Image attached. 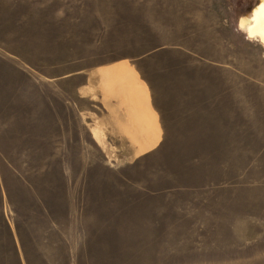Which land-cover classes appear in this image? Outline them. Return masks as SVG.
<instances>
[{"label": "rangeland", "instance_id": "obj_1", "mask_svg": "<svg viewBox=\"0 0 264 264\" xmlns=\"http://www.w3.org/2000/svg\"><path fill=\"white\" fill-rule=\"evenodd\" d=\"M260 2L0 0V264H264Z\"/></svg>", "mask_w": 264, "mask_h": 264}, {"label": "crops", "instance_id": "obj_2", "mask_svg": "<svg viewBox=\"0 0 264 264\" xmlns=\"http://www.w3.org/2000/svg\"><path fill=\"white\" fill-rule=\"evenodd\" d=\"M126 67L128 69V73L135 75L138 72L134 69L133 64L129 63V61L122 60L117 61L112 64H109L99 71L98 73L115 75L118 73H122L118 69H122ZM136 68V67H135ZM124 88V92H129L131 89V81L122 83ZM128 99V98H127ZM124 100L123 105L120 106V110H118V114L123 115V119H115L114 127L119 130L120 134H161L162 129L159 123V120L156 115V111L152 110L150 105H144V107L140 108L135 106L132 100ZM146 115L148 117H140V115Z\"/></svg>", "mask_w": 264, "mask_h": 264}, {"label": "bare ground", "instance_id": "obj_3", "mask_svg": "<svg viewBox=\"0 0 264 264\" xmlns=\"http://www.w3.org/2000/svg\"><path fill=\"white\" fill-rule=\"evenodd\" d=\"M262 2H264V0H261L260 4ZM246 28L249 33L258 35V37L264 41V19H262L256 11L252 21L246 24Z\"/></svg>", "mask_w": 264, "mask_h": 264}, {"label": "snow or ice", "instance_id": "obj_4", "mask_svg": "<svg viewBox=\"0 0 264 264\" xmlns=\"http://www.w3.org/2000/svg\"><path fill=\"white\" fill-rule=\"evenodd\" d=\"M256 13L259 14L262 19H264V2H262L256 9Z\"/></svg>", "mask_w": 264, "mask_h": 264}]
</instances>
